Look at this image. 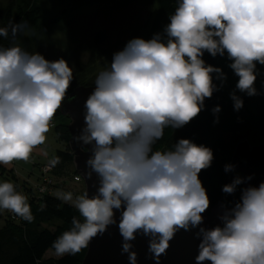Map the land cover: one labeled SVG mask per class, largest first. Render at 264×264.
Returning <instances> with one entry per match:
<instances>
[{"label":"clouds","instance_id":"1","mask_svg":"<svg viewBox=\"0 0 264 264\" xmlns=\"http://www.w3.org/2000/svg\"><path fill=\"white\" fill-rule=\"evenodd\" d=\"M168 19L166 42L159 35L127 41L113 53L110 68L96 76L84 101L86 127L76 139L92 145L85 175L91 179L95 173L99 187L91 198L88 191L75 198L72 192L56 193L82 218L73 216L70 230L52 242L58 257L88 248L116 224L115 210L129 264H137L136 253L129 250L138 233L150 237L148 251L160 264L176 233L201 225L210 208L199 174L212 166L213 150L185 138L166 151L153 146L166 128L182 129L205 110V100L219 91L213 73L226 79L222 69L205 64V52L213 58L227 53L238 77L235 88L257 95L256 66H264V0H178ZM23 26L10 21L0 27V37L7 39L11 29L14 38ZM73 79V68L63 58L49 61L39 52L29 54L15 41L0 46V165L28 162L34 149L46 143ZM229 95L239 112L243 100ZM220 111L219 105L212 109L213 115ZM59 162L53 157L49 168ZM241 183L236 178L222 192L232 195ZM0 210L28 223L35 219L28 197L12 182H0ZM221 219L222 228L199 229L195 264H264V181L243 188L239 202Z\"/></svg>","mask_w":264,"mask_h":264},{"label":"trees","instance_id":"2","mask_svg":"<svg viewBox=\"0 0 264 264\" xmlns=\"http://www.w3.org/2000/svg\"><path fill=\"white\" fill-rule=\"evenodd\" d=\"M42 1L10 0L0 8V27H7L10 21L23 24L24 26L17 34L38 27L43 13L40 4ZM73 1L75 4H80L85 0ZM140 1L148 8L149 18L142 29L136 28L126 37L125 42L121 43V49L132 38L148 40L155 35H159L163 42L167 40L164 30L170 22L168 17L174 13L175 8L178 6V0ZM94 40L95 44L100 45L105 40V33L98 32ZM14 41H16V37H12L11 29H9L7 39L0 37V46L11 47ZM21 48L24 51L29 49L26 46ZM94 54L96 53L90 55L92 57L87 64L78 60L79 56L76 52H71L65 58L69 66L73 68L74 76L66 95L79 86L89 87L95 85L91 76H89L94 68ZM203 59L206 65L222 69L226 79L221 80L216 73H213V84L219 88V91H214L212 98L205 100V110L182 129L166 128L163 139L153 146V150H169L180 138L191 139L198 145L203 144L210 147L214 153L212 166L207 170H203L199 174V178L210 198V208L217 203H221L231 209L235 203L239 202L241 185L236 186L232 195L222 192L223 185L231 184L236 178H239L238 173L233 170L225 172L224 167L231 165L232 153L239 142L247 141L252 146L263 142L259 133L264 123V102L255 103L252 110H250V97L235 88L238 77L229 67L232 61L227 58V53L224 57L217 55L213 58L205 52ZM256 72L258 76L261 72V65L257 64ZM230 93H234L244 102V107L239 112L233 110L234 101L230 98ZM216 105L220 106L221 111L213 115L212 109ZM217 117L219 123H214ZM53 122L55 123L53 130L57 141L66 146L63 152L55 154L54 157L58 156L60 162L53 169H55V172L56 170L59 172L67 165L72 164V172L77 175L72 163V154L67 144L70 138L67 129L69 119L62 116L60 110H58ZM27 189V192L32 194L33 188ZM28 203L35 218L33 222L28 223L19 219V222L16 223L6 219L5 227L0 229V264H82L87 248L82 249L76 255L66 254L57 259H44L46 252H54L51 248L52 242L64 231L70 230L72 217L76 216L78 219H82L79 217L77 210L49 195L44 196L41 200L29 199Z\"/></svg>","mask_w":264,"mask_h":264},{"label":"rangeland","instance_id":"3","mask_svg":"<svg viewBox=\"0 0 264 264\" xmlns=\"http://www.w3.org/2000/svg\"><path fill=\"white\" fill-rule=\"evenodd\" d=\"M9 1L0 0V8ZM40 4L43 13L38 27L17 34L15 43L20 47H28L29 54L39 52L49 61L65 59L71 52H76L78 60L87 64L92 57L90 55L96 53L93 57V72L89 75L93 82L101 71L110 68L113 53L122 50L121 43L125 42L126 37L136 28L142 29L149 18L148 8L140 0H85L80 4H75L73 0H43ZM98 32L105 33V40L100 45L95 44L94 40ZM254 87L257 95L250 97V110L255 103L264 102V66H261ZM53 124L55 127L54 122ZM54 127L46 134V143L40 145L48 157L39 159L32 153L28 162L13 161L11 163L15 166L13 171L6 170L0 165V182L23 184L25 187L22 194L28 197V201L32 198L41 200L46 195L56 198L58 191L72 192L74 198L84 193L83 182L74 180L76 175L72 172V164L59 172L58 170L55 172V169L50 172L48 178L52 181L47 185L51 193L42 195L35 190H32V194L27 192V188L42 184V166L48 164L57 152L66 149L65 144L57 141ZM6 219L19 222V218L10 219L7 211L0 210V229L5 227ZM57 258L60 257L53 251H48L44 255V259Z\"/></svg>","mask_w":264,"mask_h":264},{"label":"water","instance_id":"4","mask_svg":"<svg viewBox=\"0 0 264 264\" xmlns=\"http://www.w3.org/2000/svg\"><path fill=\"white\" fill-rule=\"evenodd\" d=\"M95 86V85H94ZM94 86H79L70 94L66 95L60 109L61 115L69 119L67 129L70 135L68 147L72 154L74 170L81 177L85 191H88L89 198L96 194L99 187V178L92 173L91 179L86 178L90 171L86 167V161L92 156V145H84L76 138L83 135L84 128V101L92 92ZM262 143L256 146L250 145L247 141L239 142L231 157L232 170L239 174L242 183L240 192L246 187H258L264 181V123L260 128ZM249 176L252 179H247ZM114 219L116 224L109 225L103 234L94 237L86 250L82 264H129L128 253H122L123 238L119 234L118 223L120 212L115 211ZM230 212L228 206L217 203L203 214V223L196 228H190L188 232L180 230L174 239L170 241L167 254L160 257V264H195V257L198 255V245L202 235H198L199 229L204 228L210 231L214 227H223L221 219ZM150 237L141 233L136 234V239L131 241L132 248L129 250L137 255V264H155L148 251ZM204 264H210L205 261Z\"/></svg>","mask_w":264,"mask_h":264},{"label":"built area","instance_id":"5","mask_svg":"<svg viewBox=\"0 0 264 264\" xmlns=\"http://www.w3.org/2000/svg\"><path fill=\"white\" fill-rule=\"evenodd\" d=\"M52 125L53 126L51 128L54 127L53 122H52ZM52 170H53V167L52 168H49V163L42 166V168H41V177L43 179L42 184L35 185L34 187H32L33 190H35L37 193H40L42 195H46V194L51 193V190L50 191L48 190V185L47 184H51V181L52 180L49 179L48 176H49V174H50V172ZM77 176L78 175H76L74 177V180L76 182L82 183V179L81 178H80L79 181L76 180V177ZM14 185L16 186V191L22 194V191H23V189H24L25 186H23V184H18V183H15ZM7 214L10 217V219H15V217L13 216V214L11 212H8L7 211Z\"/></svg>","mask_w":264,"mask_h":264},{"label":"crops","instance_id":"6","mask_svg":"<svg viewBox=\"0 0 264 264\" xmlns=\"http://www.w3.org/2000/svg\"><path fill=\"white\" fill-rule=\"evenodd\" d=\"M33 153H35L38 157L37 158H39L40 159V157H43V159L44 158H46V157H48V155H47V152L44 150V149H42V147L41 146H38L36 149H34V151H33ZM44 161V160H43ZM38 164H39V166L41 165V163H40V161L38 162ZM42 165H43V163H42ZM1 166H4V165H1ZM14 165H9V166H4L3 168L4 169H8L9 171H13V169H14ZM39 169V168H38ZM18 175V174H17ZM18 177H20L19 175H18ZM30 179V178H29ZM38 179V178H37ZM31 180V179H30ZM32 181V180H31ZM33 182V181H32ZM47 253V252H46Z\"/></svg>","mask_w":264,"mask_h":264}]
</instances>
